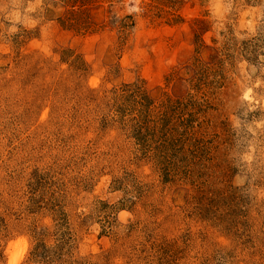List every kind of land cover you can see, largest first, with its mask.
Instances as JSON below:
<instances>
[{
  "label": "rangeland",
  "instance_id": "obj_1",
  "mask_svg": "<svg viewBox=\"0 0 264 264\" xmlns=\"http://www.w3.org/2000/svg\"><path fill=\"white\" fill-rule=\"evenodd\" d=\"M264 264V0H0V264Z\"/></svg>",
  "mask_w": 264,
  "mask_h": 264
},
{
  "label": "clouds",
  "instance_id": "obj_2",
  "mask_svg": "<svg viewBox=\"0 0 264 264\" xmlns=\"http://www.w3.org/2000/svg\"><path fill=\"white\" fill-rule=\"evenodd\" d=\"M23 252V244L22 241H18L17 242V252L16 254L13 256L11 264H16V260L19 258V256L22 254Z\"/></svg>",
  "mask_w": 264,
  "mask_h": 264
},
{
  "label": "bare ground",
  "instance_id": "obj_3",
  "mask_svg": "<svg viewBox=\"0 0 264 264\" xmlns=\"http://www.w3.org/2000/svg\"><path fill=\"white\" fill-rule=\"evenodd\" d=\"M20 256H21V255H20ZM20 256H19V258H20ZM12 258H13V257H12ZM12 258H11V260H10V264H11ZM19 258L16 260V262L19 260Z\"/></svg>",
  "mask_w": 264,
  "mask_h": 264
}]
</instances>
